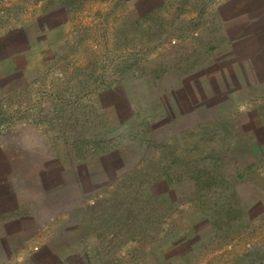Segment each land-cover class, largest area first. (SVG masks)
<instances>
[{
	"label": "rangeland",
	"instance_id": "374dc122",
	"mask_svg": "<svg viewBox=\"0 0 264 264\" xmlns=\"http://www.w3.org/2000/svg\"><path fill=\"white\" fill-rule=\"evenodd\" d=\"M0 117H19L0 126V264H264V0H0ZM200 131L220 137L187 161L214 185H165L157 201L184 198L163 231L104 232L118 216L91 205L129 193L119 151L165 163ZM237 189L242 220L215 226Z\"/></svg>",
	"mask_w": 264,
	"mask_h": 264
},
{
	"label": "trees",
	"instance_id": "16d2710c",
	"mask_svg": "<svg viewBox=\"0 0 264 264\" xmlns=\"http://www.w3.org/2000/svg\"><path fill=\"white\" fill-rule=\"evenodd\" d=\"M129 68L130 67H128V69ZM126 71L127 69H121L122 74L119 77L122 78V76L124 75L123 73H125ZM66 73L67 72H64L63 75L61 77H57V79L59 81H65L67 77ZM116 74H118V72H113L110 77H113ZM119 77L115 79L116 82H110V86L108 87H111V85H113L114 83L121 82ZM143 77L145 78V75H143ZM105 88H107V86H105L104 89ZM18 119L19 117H10L9 119H3L2 117H0V126L10 128ZM7 120L14 122H9ZM220 125H222V123ZM235 125L239 133L240 131L237 128L238 124L236 123ZM231 131L232 130L230 124H224L222 133L225 134V136L232 137V139L234 140L235 138L230 135ZM205 134L207 135L204 136ZM205 134L202 135V131H200L194 135L196 145H194V148L189 153L184 155L183 152H185V150L182 147H178L171 153V159H168V161H165V163H163V158L165 160L166 156L160 157L158 160H155L154 156H151L147 153H140L139 160L135 164H130L126 159L125 153L122 152L121 149L119 151L120 164L125 168V190L129 191V193L127 195H123V197L119 199H116V202L109 201L108 197H99L96 203L91 205L92 209L99 208L102 210H106L105 207L108 206L109 211L107 210V212L105 213L111 212V214H115L118 216L115 221L107 218L108 223L106 221V217H103L101 225L105 228L104 232L114 233L115 240H117L118 237H116V235L118 234L119 230L125 225L134 228V231H136L139 227H145L146 231H149L152 234L156 231H163L168 228V226H170V223L175 219L170 209H172L174 205L181 206L182 199L184 198L183 194H178L177 199H175L174 201L165 203H160L159 201H157L156 196L160 192V190L165 187V185L179 184L182 183V180L185 179V177L192 176L190 180L195 185V190L197 191L198 189L202 190L204 188L213 186L214 180L217 179V170L215 168L209 169L208 165L206 166L208 168H205L201 164L202 161L199 160L194 161L193 164H191V161H187L189 159L192 160L195 157L193 153H196V151H199V155L201 154V152L203 153V150L200 149V145L205 141V138L206 142H211L220 137L219 133L217 134L216 132H207ZM80 141L81 137L78 136V139L74 144L77 145ZM158 141L162 142L160 137H158L156 141L152 139L154 145L157 144ZM139 142L143 147L147 145L144 139L139 140ZM133 144V146H135L136 148L138 147V142H134ZM77 154L79 155V157H81L82 150H79ZM177 155L179 156L178 161L175 158V156ZM199 155H196V158ZM220 157L222 156L216 154L215 152L206 153V156L204 155V158H202L201 160L219 161ZM173 167H178L183 170L178 172L179 174H182V177L180 179H171V176H169L168 179H163V177H160L163 169H167V172L170 173ZM10 173H12V171L7 172L8 175H10ZM154 174H156V176L153 177L152 175ZM211 174L213 175V177ZM206 176L208 177L207 179L205 178ZM248 182L249 181L245 180L244 186L247 185ZM238 190L239 189H237V192L234 191V193L231 195V198L229 199L230 202L221 205V210L217 213L218 215L215 214L216 211L214 212L213 217L215 218V226L224 228V225H227L231 222L238 223L242 220L241 216L245 211V203L241 201V199L237 200L236 197L240 192ZM168 231V234L176 232L175 235L178 238L182 237L183 234L180 229H169ZM103 238L105 239V237ZM110 240H114L113 237L110 238Z\"/></svg>",
	"mask_w": 264,
	"mask_h": 264
}]
</instances>
